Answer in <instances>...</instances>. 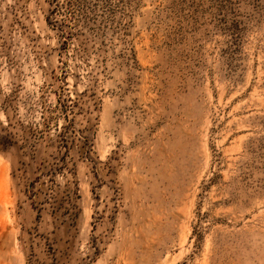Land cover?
I'll return each instance as SVG.
<instances>
[{"label":"rangeland","instance_id":"rangeland-1","mask_svg":"<svg viewBox=\"0 0 264 264\" xmlns=\"http://www.w3.org/2000/svg\"><path fill=\"white\" fill-rule=\"evenodd\" d=\"M11 132L0 264H264V0H0Z\"/></svg>","mask_w":264,"mask_h":264},{"label":"trees","instance_id":"trees-1","mask_svg":"<svg viewBox=\"0 0 264 264\" xmlns=\"http://www.w3.org/2000/svg\"><path fill=\"white\" fill-rule=\"evenodd\" d=\"M69 101H70V103H68L67 99L62 100V98L60 97L59 102H58L59 104L56 105L53 110H51V108L49 110H47V108H46V111H50L49 114H52L53 112H57V110H64L66 113L72 114L75 112L74 109H75V107H77L79 105V103H78V101H76L74 99H69ZM63 103H64V106H63V108H61V104H63ZM10 107H11L10 99H7L5 101V103H3V108L5 109V111H7L8 109H10ZM68 114H67V116H68ZM7 119L9 121L8 127L14 126L11 123L10 116H8ZM52 119H53L52 116H48L45 119V122L43 124L44 129H42L41 126H39V127H36L34 130H32L31 135H34L33 136L34 137L33 142L37 146V144L40 143V139L48 138L47 135L49 136L53 132V135L55 138L52 139L51 142L53 143V145L58 143L57 148L60 150V153H63L62 151L64 150V155L65 154L67 155L71 150L70 145H69L70 140L68 137L69 128L66 126L60 127L59 125H56L55 129L52 130V126L50 123V120H52ZM17 135H18L17 133L11 132V133H8L6 135L0 136V149L3 151H9L11 149H15L19 152L21 149H24V147L28 146V144L31 142L29 139H23L24 140L23 146L18 147L17 146L18 141L17 142L15 141V139L17 138ZM21 137H23V136H21ZM24 137H25V135H24ZM36 151L37 150H35L34 152H36ZM63 159H64V157L61 160L62 162H63ZM65 168H67V164H65V163H63L61 166H59V163L56 164V166L53 165L52 166V171H53L52 174H56L58 171L64 170ZM53 193H51L50 198L55 199V195Z\"/></svg>","mask_w":264,"mask_h":264}]
</instances>
